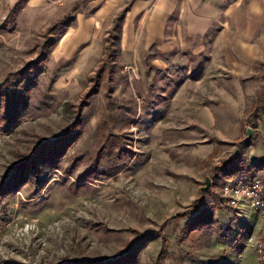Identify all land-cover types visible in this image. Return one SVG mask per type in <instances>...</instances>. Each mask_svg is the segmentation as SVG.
<instances>
[{
  "label": "rangeland",
  "instance_id": "1",
  "mask_svg": "<svg viewBox=\"0 0 264 264\" xmlns=\"http://www.w3.org/2000/svg\"><path fill=\"white\" fill-rule=\"evenodd\" d=\"M0 86V264H261L264 0H0Z\"/></svg>",
  "mask_w": 264,
  "mask_h": 264
},
{
  "label": "built area",
  "instance_id": "2",
  "mask_svg": "<svg viewBox=\"0 0 264 264\" xmlns=\"http://www.w3.org/2000/svg\"><path fill=\"white\" fill-rule=\"evenodd\" d=\"M220 195L225 210L236 211L239 205L244 204L258 211L261 225L252 245L258 261L264 264V183L259 179H230L222 185Z\"/></svg>",
  "mask_w": 264,
  "mask_h": 264
},
{
  "label": "trees",
  "instance_id": "3",
  "mask_svg": "<svg viewBox=\"0 0 264 264\" xmlns=\"http://www.w3.org/2000/svg\"><path fill=\"white\" fill-rule=\"evenodd\" d=\"M118 21L121 22L122 18H117ZM119 22V23H120ZM102 68H104V66H102ZM101 68V69H102ZM101 69L98 71L97 73V79L99 78V75H100V72H101ZM17 75H19L22 79L21 80H24L26 78L24 72L23 73H18ZM96 87V83H93ZM14 85V84H13ZM16 91V92H15ZM93 91L94 90H91L89 93H87L85 95V97L83 98V100L81 101V105L79 107V110L82 109L83 105L87 102V100L89 98H91L93 96ZM0 94L3 95V97L5 98H9L10 101L12 102V99L13 97L15 96H18V97H21V95L19 94V92H17V89H16V86H12V87H6V86H0ZM2 115V122H3V125L0 126V131H9L13 125L15 124V121L17 120L18 118V110L14 109V108H11L9 107ZM248 180V179H247ZM251 181V180H249ZM72 188H79L78 186H75L73 185ZM194 226H196V224L194 223L193 224ZM196 227H189V228H186L185 230V234L186 236L195 229ZM162 252H166L167 250V242L165 239H162ZM167 253V252H166ZM164 259H166V256L164 257ZM163 258H160L158 259L157 261V264H161L162 261H164ZM137 261V256H135L133 253H128L125 257H120L118 258L117 260H113L112 262H104V263H97V262H94L92 264H135ZM75 264H78V263H75ZM207 264H221V263H216V262H213V261H209Z\"/></svg>",
  "mask_w": 264,
  "mask_h": 264
},
{
  "label": "water",
  "instance_id": "4",
  "mask_svg": "<svg viewBox=\"0 0 264 264\" xmlns=\"http://www.w3.org/2000/svg\"><path fill=\"white\" fill-rule=\"evenodd\" d=\"M248 134H250V130L247 131ZM209 187V178H206L204 181V187L200 189V193L205 191Z\"/></svg>",
  "mask_w": 264,
  "mask_h": 264
}]
</instances>
